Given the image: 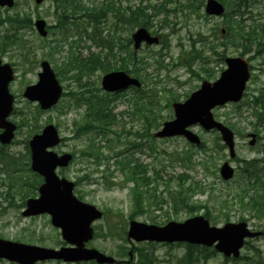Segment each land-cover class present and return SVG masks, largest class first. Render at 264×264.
<instances>
[{
  "label": "rangeland",
  "instance_id": "374dc122",
  "mask_svg": "<svg viewBox=\"0 0 264 264\" xmlns=\"http://www.w3.org/2000/svg\"><path fill=\"white\" fill-rule=\"evenodd\" d=\"M80 2L89 8L112 2L120 12L125 8L128 15L131 10H138V16L149 3L165 4L164 12L145 21L151 33L160 35V43L143 44L136 55L132 54V44L128 46L129 63L136 66L138 75L133 74L141 80L145 106L147 98L151 101L158 127L173 117L174 99L183 100L203 80L213 81L219 76L225 67L224 57L245 56L252 71L241 103L213 109V116L235 132L236 156L232 160L228 157L216 131H205L199 125L190 128L201 139L198 146L182 136L155 138L153 133L158 129L155 126L143 137V121L138 120L137 112L128 101L134 91H103L100 80L108 70L94 64V57L100 55L116 69L114 67L121 65L118 57L124 51L119 45L125 44L141 23L124 24L107 12L98 25L99 36L95 37L92 32L96 27L80 18L76 19L77 25L70 22L63 29L56 27L55 0H43L39 4L34 0H15L12 7H0V19L26 15L32 24L18 28L20 42L7 44L2 36L14 32V27L8 22L0 24V59L11 63L15 71L9 84V91L15 97L10 120L17 126L13 140L8 145L0 144V238L52 248L65 244L48 214L26 217L21 213L23 202L33 196L30 190L35 179L40 177L30 168L28 141L44 125L52 123L63 138L53 149L74 155L67 167L56 170L57 175L75 182L74 194L103 212L92 224L96 235L87 243L88 247L115 257L121 261L118 264H182L186 251L183 243L129 241L126 237L128 222L132 219L163 226L168 221L181 222L202 214L213 226L245 220L251 229L262 234L247 240L237 260H225L215 253L198 264H264V193L261 192L264 183L250 190L251 187L242 182V178L246 181L248 177L240 174L245 160L264 159V138L258 137L251 146L247 137L252 132L262 134L253 127L258 120L252 117L248 105L260 91L264 92V55L255 54L258 38L263 39L264 0H225L226 16L207 15L205 0ZM239 4H243L244 22L235 12ZM146 12L155 14L152 8ZM39 17L53 26L48 28L45 37L34 28L33 22ZM250 27L256 35H252ZM105 38L112 39V53ZM74 56L88 63V69L78 62L71 63ZM42 60L49 63L63 89L57 104L48 110L40 109L22 96L25 86L37 81ZM102 105H108L115 122L110 129L101 131L92 130L87 123L88 128L81 135L89 106L88 120L99 126L105 122L101 113L96 115ZM258 128L264 131V121ZM134 132H140L139 136ZM91 140L94 145L90 144ZM137 142L141 144L139 148ZM225 160H230L236 169L234 177L228 181L219 175V167ZM259 166L264 168V165ZM146 170L148 181L143 177ZM254 171L259 172L260 168L250 170ZM137 172L140 174H135ZM0 264L17 263L0 258ZM36 264L68 263L46 260Z\"/></svg>",
  "mask_w": 264,
  "mask_h": 264
},
{
  "label": "water",
  "instance_id": "95a60500",
  "mask_svg": "<svg viewBox=\"0 0 264 264\" xmlns=\"http://www.w3.org/2000/svg\"><path fill=\"white\" fill-rule=\"evenodd\" d=\"M42 1L35 0L36 3ZM13 3L14 0H0V6L11 7ZM205 11L208 14L220 15L224 7L217 0H207ZM34 25L41 36L47 35L45 20L36 19ZM132 40L134 49H138L143 41L147 44L157 43L158 37L151 36L144 27H139L132 34ZM225 62L227 67L217 80L203 81L199 89L192 92L185 101L173 103L174 117L162 124L161 129L154 134L156 137L183 135L188 141L199 144V137L187 129L191 125L199 124L205 130H218L229 149L230 156L235 155L233 132L213 118L211 109L228 101L240 100L249 71L247 62L242 57H227ZM41 67L38 82L27 86L23 94L30 100H37L41 108L46 109L57 102L62 90L50 65L42 61ZM13 76L12 66L0 60V128L3 129L0 133V142L2 144L11 141L16 129L15 124L7 119L13 108V96L8 90V84ZM101 85L104 90L112 92L129 85L139 86L140 83L123 71H113L102 77ZM253 141L251 140L250 144ZM59 142L58 130L53 124H47L41 133L35 134L29 140L30 167L43 176V182L38 187V197L27 199L22 214L30 216L48 213L52 224L61 229V236L69 245L56 249L0 238V258L19 264H35L37 261L49 259L64 262L94 260L98 264H113L115 259L112 256L85 247V243L93 237L91 223L99 219L102 212L95 206L80 201L73 194L74 183L59 178L56 174L55 169L58 166H66L72 158L70 153L59 155L50 149ZM220 174L223 179L232 177L233 168L228 162L221 165ZM259 234L250 231L245 222H228L216 227L211 226L207 219L198 215L183 222L170 221L164 226L131 221L127 237L135 241H186L205 246L214 245V248L224 256L238 257L244 239Z\"/></svg>",
  "mask_w": 264,
  "mask_h": 264
},
{
  "label": "trees",
  "instance_id": "16d2710c",
  "mask_svg": "<svg viewBox=\"0 0 264 264\" xmlns=\"http://www.w3.org/2000/svg\"><path fill=\"white\" fill-rule=\"evenodd\" d=\"M167 1L168 0H165V2H167ZM149 7H151L152 10H154V13L157 14L160 12H164L162 10V8L165 7V4H159L156 6L151 5V6H148L147 8H149ZM157 8H159L158 11L156 10ZM55 9H56V14H57L56 27L63 29V28H65L66 24L70 23V22L77 25L78 23H77L76 19L80 18L83 21H85L88 25H94L96 27V29H94L92 32V36H95V37L99 36V34H97V28H98V25L103 22L102 19L105 16L107 11L114 12V15L117 18V21H119L121 23L124 22L123 13L120 12L119 8H116L112 2H103L99 6L88 8V7L83 6L81 4L80 0H55ZM77 15H79V16H77ZM149 15L150 14L148 12H146V10H141L139 12V16H138V10H136V11H133V13L132 12L130 13L128 21H129V23H132V24L141 23V24L145 25L146 24L145 21L147 22L150 19ZM69 19H72V20L68 21ZM2 21L8 22L11 26L14 27V32L6 33L2 36L5 44L14 43L17 41L20 42L21 37H20L19 33L17 32L18 28H21L25 24H28V25L32 24L31 19L28 18L26 15L23 17H10V16H8V17L3 18ZM52 27L53 26H48V28H52ZM251 32H253V30ZM252 35H253V33H252ZM235 36L236 35H234L233 38ZM256 38L257 37L254 36V39H256ZM263 40H264V38L263 39L258 38V41H260V42H263ZM104 41H106V43H108L109 52L112 53L113 48H114V45L112 43V39L105 38ZM129 41L130 40L128 39L127 42H129ZM260 42L257 43L258 49H256V51H255L256 55H258L262 52L260 49V46H261ZM120 50H122V43L120 44ZM74 57H75L74 59L70 60L71 63H77L78 62V64L80 66H83L86 69H88V67H89L88 63L86 64L85 61L83 62L81 59L78 58V56H74ZM127 62H129V60L125 59L123 65H125ZM94 64H97V66L99 68L103 69L104 71H107L110 69L109 63L106 60H102L100 58V55H96L94 57ZM119 68L121 69L122 65H120ZM262 93L263 92H261V94L258 96V99L260 100V104L262 105V107L260 110H255V113H254L255 114L254 117L258 120V123L253 124V125L257 128H258V124L262 123V121H264V99H263ZM147 101H148L147 107L144 106L143 120L146 124L145 132L148 135L150 128L154 127V126H158L159 123L156 121L157 115L154 113V110L152 109V107H150L151 101H149L148 99H147ZM136 109L138 112H140L142 110L141 108H138V106L136 107ZM100 113L102 115L101 116L102 121H105L103 123V130L110 129V125L115 122V118L113 117V115L110 116L108 105L100 106L96 115L97 114L99 115ZM88 123H89V127H93V124L91 123V121H89ZM83 125L84 124H82V130H83L82 132H85L84 129L88 128L87 123L84 126ZM256 179H257L258 183L262 182V181H260L261 178L256 177ZM39 182H40L39 178L35 179V182L32 185L31 190H30V193L32 195L36 194L37 184ZM26 185L30 186L29 184H26ZM25 196H28V194H26ZM214 255H215L214 250L190 244V245H186V251H185L183 260H181L182 261L181 263L182 264H198L201 260L206 261L209 257H212ZM91 263H94V262H91Z\"/></svg>",
  "mask_w": 264,
  "mask_h": 264
},
{
  "label": "bare ground",
  "instance_id": "6f19581e",
  "mask_svg": "<svg viewBox=\"0 0 264 264\" xmlns=\"http://www.w3.org/2000/svg\"><path fill=\"white\" fill-rule=\"evenodd\" d=\"M114 68H116V69H113V68H112V69H111V72H113V71H119V70H120L119 65H118L117 67H114ZM255 144H256V142L253 141V143H252L251 145L253 146V145H255Z\"/></svg>",
  "mask_w": 264,
  "mask_h": 264
},
{
  "label": "flooded vegetation",
  "instance_id": "af4514ba",
  "mask_svg": "<svg viewBox=\"0 0 264 264\" xmlns=\"http://www.w3.org/2000/svg\"><path fill=\"white\" fill-rule=\"evenodd\" d=\"M90 113V111H89V109L87 108V110H86V113L85 114H89Z\"/></svg>",
  "mask_w": 264,
  "mask_h": 264
}]
</instances>
